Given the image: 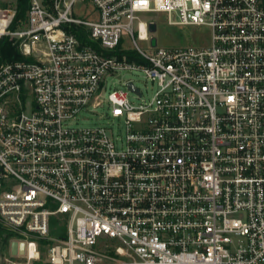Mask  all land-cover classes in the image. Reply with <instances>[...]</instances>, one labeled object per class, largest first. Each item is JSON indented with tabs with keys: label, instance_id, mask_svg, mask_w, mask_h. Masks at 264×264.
<instances>
[{
	"label": "built area",
	"instance_id": "2783aa9c",
	"mask_svg": "<svg viewBox=\"0 0 264 264\" xmlns=\"http://www.w3.org/2000/svg\"><path fill=\"white\" fill-rule=\"evenodd\" d=\"M76 1L0 5V264H264V0ZM147 13L209 43L152 45Z\"/></svg>",
	"mask_w": 264,
	"mask_h": 264
},
{
	"label": "rangeland",
	"instance_id": "374dc122",
	"mask_svg": "<svg viewBox=\"0 0 264 264\" xmlns=\"http://www.w3.org/2000/svg\"><path fill=\"white\" fill-rule=\"evenodd\" d=\"M16 0H0V5L5 7H15ZM93 7L89 1H81L77 0L73 5V13L75 16L85 19H91L93 13ZM141 16L145 19H152L156 24V30L152 33L154 37H156L157 44L160 46H183V45H207L210 39V29L206 26H188V25H170L167 22V15L165 13H147L141 14ZM24 21V19H23ZM20 24L23 26L24 23ZM138 44L142 48H146L147 45L144 41H138ZM126 47L132 48V44H129V41L125 43ZM122 79H130L132 80L135 85H137L141 91L143 92V98L150 97L152 94L151 84L145 82L142 78L141 74H136L133 72H122L121 73ZM116 87H120V84L117 83ZM129 97L135 99L132 94H129ZM30 100V98H29ZM136 102H140L141 100L138 98L135 100ZM92 123V122H90ZM90 123H83V124H90ZM17 238L13 239L16 240ZM12 238L9 239L7 244H3L0 241V254L2 257H9V252L11 250L10 241ZM40 252H41V259L46 257V244L40 242ZM2 263L5 264L6 262L2 260Z\"/></svg>",
	"mask_w": 264,
	"mask_h": 264
},
{
	"label": "trees",
	"instance_id": "16d2710c",
	"mask_svg": "<svg viewBox=\"0 0 264 264\" xmlns=\"http://www.w3.org/2000/svg\"><path fill=\"white\" fill-rule=\"evenodd\" d=\"M14 5L16 7V19L12 24V28L17 27V24L24 19L27 10L28 0H16ZM72 32L75 33V35L82 43L94 44L91 40H89L85 28L80 26H73ZM17 58H21V56L19 55L12 41L9 40L7 37H3L2 39H0V62L10 61ZM56 220L57 219L53 218L50 221V234H59L63 233L64 231L63 226L54 228L55 224L57 223ZM11 237V233L6 232L3 228L0 227V241H2L3 244H7Z\"/></svg>",
	"mask_w": 264,
	"mask_h": 264
},
{
	"label": "water",
	"instance_id": "95a60500",
	"mask_svg": "<svg viewBox=\"0 0 264 264\" xmlns=\"http://www.w3.org/2000/svg\"><path fill=\"white\" fill-rule=\"evenodd\" d=\"M149 30H150L151 32H154V31L156 30V25H155L154 23H150V24H149ZM151 44H152V45H155V44H156V39H155L154 37L151 39ZM128 86H129V87H132L131 84H129ZM12 245H13V252H14L15 242H14Z\"/></svg>",
	"mask_w": 264,
	"mask_h": 264
}]
</instances>
